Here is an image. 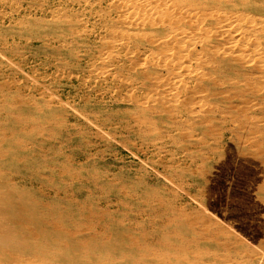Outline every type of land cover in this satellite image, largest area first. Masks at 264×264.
<instances>
[{
    "label": "rangeland",
    "instance_id": "374dc122",
    "mask_svg": "<svg viewBox=\"0 0 264 264\" xmlns=\"http://www.w3.org/2000/svg\"><path fill=\"white\" fill-rule=\"evenodd\" d=\"M246 1L193 25L148 7L144 27L130 0H0V147L67 188L48 199L92 256L264 264V0Z\"/></svg>",
    "mask_w": 264,
    "mask_h": 264
},
{
    "label": "bare ground",
    "instance_id": "6f19581e",
    "mask_svg": "<svg viewBox=\"0 0 264 264\" xmlns=\"http://www.w3.org/2000/svg\"><path fill=\"white\" fill-rule=\"evenodd\" d=\"M120 1V0H119ZM128 1V0H127ZM246 0H130L129 6L132 5L133 11L145 10L147 11L148 7H153L154 12H170L176 13L179 11H183L187 7L186 11H184L181 20L179 19L180 23L183 22L186 18V21L192 22L193 19L197 17V19H201L200 17H207L208 15L212 16L216 13L221 11L232 9L235 7L242 6L241 4H245ZM247 2V1H246ZM128 3V2H126ZM251 3V2H249ZM124 5V4H123ZM254 5V2H253ZM261 5V4H260ZM122 6V5H121ZM255 6V9L258 8ZM262 6V5H261ZM118 7V6H117ZM124 7V6H123ZM131 7V6H130ZM253 7V6H252ZM245 8V7H244ZM242 8V9H244ZM254 8V7H253ZM251 10L252 8L249 7ZM254 9V10H255ZM262 9V8H261ZM117 13L120 16H124V11L122 8H117ZM130 11V10H129ZM246 11V10H245ZM253 11V10H252ZM142 12V11H140ZM153 13V11H151ZM127 13V10H126ZM131 13V12H128ZM143 13V12H142ZM140 13V14H142ZM138 14V12H137ZM162 14V13H161ZM164 14V13H163ZM180 14V13H179ZM176 15L180 17V15ZM256 14V13H254ZM139 15V14H138ZM146 15L140 17L137 22H133L131 25L133 26H147L152 25V21L155 19V16H150L149 11L146 12ZM223 15V13H222ZM128 16V15H127ZM131 16V14L129 15ZM134 16V15H133ZM132 16V17H133ZM136 16V15H135ZM218 16V14H216ZM229 16V14H228ZM161 17V15H160ZM165 17V16H164ZM167 17V16H166ZM175 17V16H174ZM215 17V16H214ZM232 17V16H231ZM234 17V16H233ZM232 17V18H233ZM126 18V17H124ZM129 18V17H128ZM137 18V17H136ZM139 18V17H138ZM163 18V17H162ZM170 18V17H169ZM181 18V17H180ZM213 18V17H211ZM219 18H221L219 16ZM226 18V16H225ZM158 19V20H157ZM156 20L159 22L162 20L161 18H157ZM160 19V20H159ZM165 19V18H164ZM175 19V18H174ZM228 19V17H227ZM240 19V18H239ZM136 20V19H135ZM169 20V19H168ZM172 20V19H171ZM192 20V21H191ZM206 20V19H205ZM218 20V19H217ZM221 20V19H220ZM225 20V19H224ZM223 20V21H224ZM127 21V18H126ZM155 21V20H154ZM156 21V22H157ZM177 21V20H176ZM174 20L173 22L176 23ZM222 21V20H221ZM228 22L227 20H225ZM246 21V20H245ZM258 21V20H257ZM170 21V25L173 24ZM225 22V23H226ZM167 23V22H166ZM179 23V22H177ZM176 23V24H177ZM186 23V22H185ZM205 23V22H204ZM220 23V22H219ZM222 23V22H221ZM236 23V22H235ZM161 24V23H158ZM165 24V23H163ZM162 24V25H163ZM183 24V23H182ZM191 24V23H190ZM195 26H201L202 24ZM217 24V22H216ZM224 24V23H223ZM156 25V24H155ZM154 25V26H155ZM168 25V24H167ZM180 25V24H179ZM193 25V22L192 24ZM226 25V24H225ZM236 25V24H235ZM234 25V26H235ZM241 25V24H240ZM243 25V24H242ZM246 25V24H245ZM157 26V25H156ZM155 26V27H156ZM176 26V25H175ZM217 26V25H216ZM215 26V27H216ZM219 26V25H218ZM131 27V26H130ZM163 27V26H162ZM165 27V26H164ZM169 27V25H168ZM191 27V26H189ZM211 27V26H210ZM193 28V27H192ZM202 28V27H201ZM200 28V30H202ZM205 29L208 27H204ZM203 28V29H204ZM243 28V27H242ZM182 29V28H181ZM196 29V28H195ZM199 29V28H197ZM175 30V29H174ZM183 30V29H182ZM187 30V29H186ZM193 30V29H192ZM191 30L192 33L195 32ZM208 30V29H207ZM178 31V30H177ZM175 31V32H177ZM203 31V30H202ZM201 31V32H202ZM209 31V30H208ZM211 31V30H210ZM180 30L178 31V33ZM186 33H190V31H185ZM183 32V33H184ZM206 32V31H205ZM212 32V31H211ZM223 32V31H222ZM181 33V32H180ZM182 33V35H183ZM207 33V32H206ZM204 33L203 35H206ZM214 33V32H213ZM224 33V32H223ZM228 33V32H227ZM202 33H200L201 35ZM211 34V33H210ZM209 34V35H210ZM215 35V33H214ZM221 35V34H220ZM171 36V35H170ZM178 36V34L176 35ZM208 36V33H207ZM217 36V35H216ZM215 36V37H216ZM257 36V35H256ZM259 36V35H258ZM169 37V35H168ZM179 37V36H178ZM215 37H213L215 39ZM218 37V36H217ZM220 37V36H219ZM263 37V36H262ZM164 39V37H162ZM174 37L172 36V39ZM212 38V36H211ZM210 38V39H211ZM177 39V37H176ZM186 38V42H187ZM194 45H196L199 40V37H194ZM233 39V38H232ZM156 40V39H155ZM166 40V39H165ZM170 40V39H169ZM166 43H169L170 41ZM180 40V38H179ZM178 40V41H179ZM203 40V39H202ZM201 40V41H202ZM208 40V37H207ZM206 39L204 41H207ZM217 40V39H216ZM220 40V39H219ZM161 43V40H159ZM163 41V40H162ZM182 41V40H181ZM180 41V42H181ZM190 42V40L188 39ZM157 42V41H155ZM173 42V41H172ZM171 42V45H172ZM178 44L177 41H175ZM179 42V43H180ZM193 41L191 40V43ZM210 42V41H209ZM262 42V41H261ZM158 43V42H157ZM164 43V42H163ZM183 43V41H182ZM185 43V42H184ZM245 43V42H244ZM159 44V43H158ZM174 44V43H173ZM181 44V43H180ZM207 44V43H206ZM233 44V43H232ZM169 45V44H168ZM170 45V46H171ZM183 45V44H182ZM201 45V44H200ZM210 45V44H209ZM219 45V44H218ZM224 45V44H223ZM236 45V44H235ZM263 45V44H262ZM163 46V45H162ZM168 46V47H170ZM176 46V45H175ZM188 46V45H187ZM211 46V45H210ZM164 47V46H163ZM172 47V46H171ZM174 47V45H173ZM178 47L175 48H179ZM193 48V46H191ZM191 47H189L191 49ZM217 47V46H216ZM183 48V47H181ZM204 48V47H202ZM213 48V47H212ZM215 48V47H214ZM224 48V47H223ZM169 49V48H168ZM206 49V48H205ZM221 49V48H220ZM235 49V48H234ZM171 50V49H169ZM177 50V49H175ZM179 50V49H178ZM177 50V51H178ZM181 50V49H180ZM208 50V49H207ZM224 50V49H223ZM246 50V49H245ZM172 51L173 48H172ZM176 51V52H177ZM210 51V50H209ZM212 51V50H211ZM190 52V51H189ZM173 52H171L172 54ZM180 53V52H179ZM204 53V52H203ZM206 53V52H205ZM261 53V52H260ZM174 54V53H173ZM178 54V53H177ZM182 54V53H181ZM176 55V54H175ZM183 55V54H182ZM172 56V55H171ZM178 56V55H177ZM179 58L181 55H179ZM175 57V56H172ZM216 57V56H215ZM219 57V56H218ZM227 57V56H225ZM250 57V56H249ZM186 58V57H185ZM217 58V57H216ZM251 58V57H250ZM253 58V57H252ZM251 58V59H252ZM215 59V58H214ZM218 59V58H217ZM162 60V59H161ZM160 60V61H161ZM220 60V59H219ZM226 59L224 58V61ZM163 61V60H162ZM165 61V60H164ZM172 62V60H170ZM184 61V60H183ZM182 61V63H183ZM223 61V59H222ZM228 61V60H227ZM171 62H168L171 63ZM220 62V61H219ZM229 62V61H228ZM227 62V65H228ZM162 63V62H161ZM165 64V62H163ZM181 63V64H182ZM167 62L166 65L168 66ZM222 64V63H221ZM177 65V64H176ZM174 64L173 67H176ZM219 65V64H218ZM166 66V67H167ZM221 66V65H220ZM246 66V65H244ZM249 66V65H248ZM178 67V66H177ZM180 67V66H179ZM178 67V68H179ZM228 68H232L229 66ZM249 68V67H248ZM235 69V68H234ZM219 70V69H218ZM251 70V69H250ZM236 71V70H235ZM243 74V73H242ZM245 76V75H244ZM243 76V78H244ZM233 77V76H232ZM156 78V77H155ZM242 78V77H241ZM156 80V79H155ZM158 81L159 80L158 78ZM163 81V80H162ZM166 81V80H165ZM177 81V80H176ZM181 82V81H180ZM158 83V82H156ZM155 83V84H156ZM160 83V82H159ZM164 83V82H163ZM161 84V83H160ZM172 85V84H171ZM208 86V85H207ZM212 87H215L212 85ZM216 88V87H215ZM214 88V89H215ZM220 88V87H219ZM222 88V87H221ZM209 90V89H208ZM211 90V89H210ZM195 92V91H194ZM215 92V91H213ZM251 93V91H249ZM210 93V92H209ZM232 93V92H231ZM263 93V92H262ZM261 93V94H262ZM264 94V93H263ZM256 95V94H255ZM258 95V94H257ZM252 97V96H251ZM256 97V96H254ZM259 97V96H258ZM205 99V98H204ZM263 99V98H262ZM264 100V99H263ZM262 101V100H261ZM261 103V102H260ZM136 104V103H135ZM252 108V107H251ZM157 109V108H156ZM257 109V108H255ZM159 110V109H158ZM259 110V109H258ZM157 111V110H156ZM255 111V110H253ZM260 111V110H259ZM0 112H4L3 108H0ZM162 111H160L161 113ZM7 113V112H6ZM173 113V112H171ZM170 113V114H171ZM261 113V112H260ZM152 115V114H151ZM160 115V114H159ZM155 116V115H154ZM152 121V120H151ZM153 123L156 120H154ZM250 121V120H249ZM147 122V123H148ZM162 122V121H161ZM166 122V123H165ZM163 123V122H162ZM166 124L165 129L167 135L170 136L172 132L179 131V125L175 120H164ZM163 123V124H164ZM190 123V122H189ZM162 124V125H163ZM144 125V123H143ZM146 126V125H145ZM144 126V127H145ZM186 126V125H185ZM192 126V125H191ZM194 126V125H193ZM151 126L149 125V128ZM155 127V126H154ZM196 127V126H195ZM148 128V127H147ZM190 128V127H189ZM3 129V128H2ZM154 129V128H153ZM156 130H158L155 127ZM162 129V128H161ZM8 129L4 128V132L0 135V143L6 144L10 142L7 133ZM227 130V129H226ZM151 131V130H150ZM7 132V133H6ZM147 132V131H146ZM149 132V131H148ZM187 134V133H185ZM14 135V134H13ZM167 136V137H168ZM183 136V135H182ZM181 136V137H182ZM192 136V135H191ZM157 138V137H156ZM169 138V137H168ZM192 138V137H191ZM186 139V138H185ZM178 143V142H177ZM21 144V143H20ZM229 144V143H226ZM178 145V144H177ZM176 146V145H175ZM187 151V150H186ZM214 151V150H213ZM9 156V153L6 152L2 147H0V264H147L144 260L145 258L137 259L135 258L136 255H127L123 254L121 256L111 257H103L99 259L98 257L92 256L94 253L93 251H98V249H104V247L99 248V246H95L92 242H89L87 239H82L80 237L81 227H76L75 230H70L66 228V225H63V220L65 219L64 214H62L61 209H58L54 206V201L49 200V196L53 194L56 195V200L61 203L62 200L68 195V190L66 187H52L49 186L46 177H43L40 173H36L32 171L30 164L25 159H19L18 162L9 163L6 161V157ZM205 163V162H204ZM5 167L7 170L5 171ZM71 169V168H70ZM22 172H26L29 174L28 177L22 174ZM94 183L93 180L90 179ZM109 185V184H108ZM212 185V184H211ZM22 186L24 188L22 189ZM27 186L32 187L34 191L26 190ZM96 186V184H95ZM108 187V186H107ZM40 189H44L47 191L46 193L41 194ZM40 190V191H39ZM155 194V193H153ZM45 196L42 201H35V198L38 196ZM59 198V199H58ZM148 199V198H147ZM150 202V201H149ZM153 204V203H152ZM98 206L101 205V202L97 204ZM161 205V204H159ZM225 210V209H224ZM239 211V210H238ZM48 212V213H46ZM171 213V212H169ZM174 218V217H173ZM176 219V218H175ZM180 220V219H179ZM224 221V220H223ZM231 222V221H230ZM235 224V223H234ZM158 225V224H157ZM170 225V224H169ZM181 226V225H180ZM163 227V226H162ZM174 227V226H173ZM232 227V226H231ZM164 228V227H163ZM167 229V228H166ZM164 230V229H163ZM237 230V229H235ZM144 231V230H143ZM142 231V232H143ZM170 231V230H168ZM180 231V230H179ZM141 232V233H142ZM238 232V231H237ZM145 233V232H143ZM194 235V234H193ZM167 236V235H166ZM220 236V235H219ZM125 237V236H124ZM140 237V236H139ZM126 238V237H125ZM128 238V237H127ZM126 238V239H127ZM130 238V237H129ZM164 238V237H163ZM169 238V237H167ZM173 238V237H171ZM184 238V237H183ZM186 238V237H185ZM246 238V237H245ZM136 238H133V240ZM128 240V239H127ZM142 240V239H141ZM140 240V241H141ZM170 241V239H168ZM174 240V239H173ZM177 240V239H176ZM195 239H193L194 241ZM124 241V240H123ZM130 241V240H129ZM128 241V242H129ZM126 240L124 242H120L118 247H110L111 251L120 252V248L124 246H128ZM135 242V241H134ZM212 243V242H210ZM215 243V242H214ZM203 244V243H202ZM201 244V245H202ZM205 244V243H204ZM218 244V243H217ZM260 244V243H259ZM106 245V244H102ZM157 245V244H156ZM189 246V245H188ZM192 246V245H191ZM242 246V245H241ZM130 247V246H129ZM150 247V246H148ZM162 248V246H160ZM220 247V246H218ZM139 249V248H138ZM142 249V248H141ZM165 249V248H164ZM144 250V249H142ZM166 250V249H165ZM148 252V251H147ZM173 252V251H172ZM233 252V251H232ZM152 253V252H151ZM180 253V252H179ZM202 253V252H201ZM87 255H90L87 257ZM116 255V254H114ZM189 255V254H187ZM203 255V254H201ZM190 256V255H189ZM210 256V255H209ZM148 257V256H147ZM192 258V256H190ZM264 257V255H263ZM171 258V257H170ZM210 258V257H206ZM258 258V257H257ZM260 258V257H259ZM204 259V258H202ZM213 259V258H212ZM211 259V260H212ZM143 262H142V261ZM175 260V259H174ZM219 260V259H218ZM257 260V259H255ZM260 260V259H259ZM261 261V260H260ZM177 262H179L177 260ZM183 262V261H182ZM198 262V261H197ZM259 262V261H258ZM263 262V261H262ZM174 263V262H173ZM186 264V263H185ZM253 264V263H251ZM256 264V263H255ZM260 264V262H259ZM263 264V263H262Z\"/></svg>",
    "mask_w": 264,
    "mask_h": 264
}]
</instances>
